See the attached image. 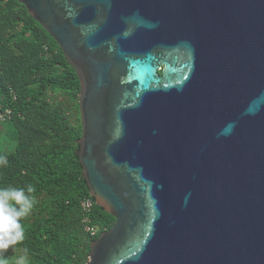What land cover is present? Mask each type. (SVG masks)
Returning a JSON list of instances; mask_svg holds the SVG:
<instances>
[{"label":"water","instance_id":"95a60500","mask_svg":"<svg viewBox=\"0 0 264 264\" xmlns=\"http://www.w3.org/2000/svg\"><path fill=\"white\" fill-rule=\"evenodd\" d=\"M17 1L79 81L85 264H264V0Z\"/></svg>","mask_w":264,"mask_h":264},{"label":"trees","instance_id":"16d2710c","mask_svg":"<svg viewBox=\"0 0 264 264\" xmlns=\"http://www.w3.org/2000/svg\"><path fill=\"white\" fill-rule=\"evenodd\" d=\"M79 88L52 36L23 4L0 0V101L10 109L5 122L11 141L0 151L7 160L0 166V187L34 188L30 226L16 245L28 264H85L90 242L114 222L82 175L76 154L80 119L68 121L54 100L57 92L66 93L79 111ZM85 197L92 201L87 212L80 203ZM84 217L97 234L86 231Z\"/></svg>","mask_w":264,"mask_h":264},{"label":"clouds","instance_id":"9594fccd","mask_svg":"<svg viewBox=\"0 0 264 264\" xmlns=\"http://www.w3.org/2000/svg\"><path fill=\"white\" fill-rule=\"evenodd\" d=\"M6 163V158L0 156V166ZM33 192L34 188L31 185L26 189L0 187V264H6L7 250L25 239L24 227L20 221L32 212L35 203L31 195ZM15 264H28L27 255L19 256Z\"/></svg>","mask_w":264,"mask_h":264},{"label":"rangeland","instance_id":"374dc122","mask_svg":"<svg viewBox=\"0 0 264 264\" xmlns=\"http://www.w3.org/2000/svg\"><path fill=\"white\" fill-rule=\"evenodd\" d=\"M54 100L66 112V117L68 118V121H70L71 123H75L77 117H79V111L76 109L75 104L71 100L70 96L66 93L57 92L54 95ZM8 125L9 124L5 121L0 123V151L3 150L4 147L11 148V141L9 140L10 128H8ZM20 222L24 227V233H25L26 229L30 226V215L22 219ZM21 255H24V254L20 251L19 248L16 247V245L13 247H10L5 253V256L7 258L6 264H15L16 259Z\"/></svg>","mask_w":264,"mask_h":264},{"label":"built area","instance_id":"2783aa9c","mask_svg":"<svg viewBox=\"0 0 264 264\" xmlns=\"http://www.w3.org/2000/svg\"><path fill=\"white\" fill-rule=\"evenodd\" d=\"M10 115V109L9 108H4L1 101H0V123L5 121ZM81 206L83 208V210L85 212L89 211L91 205H92V201L90 198H83L81 201ZM83 222H84V227L86 229V231L90 234V235H95L98 232V227H96L95 225H91L88 224V218L84 217L83 218Z\"/></svg>","mask_w":264,"mask_h":264}]
</instances>
